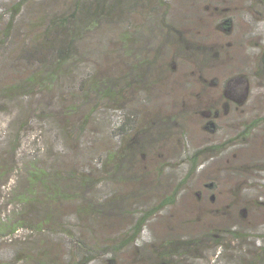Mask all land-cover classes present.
<instances>
[{
	"label": "rangeland",
	"instance_id": "374dc122",
	"mask_svg": "<svg viewBox=\"0 0 264 264\" xmlns=\"http://www.w3.org/2000/svg\"><path fill=\"white\" fill-rule=\"evenodd\" d=\"M164 1L161 23L164 8L145 0L155 17L147 25L160 22L171 35L148 27L135 33L152 64L137 85L117 83L113 99L88 80L113 87V76L128 70L133 58L119 54L115 39L126 22L88 33L75 59L57 62L48 43L60 37L45 29L74 0H0V264H38L42 248L68 264L258 257L264 0ZM32 167L59 175L67 194L47 200L29 181ZM19 194L29 199L20 202Z\"/></svg>",
	"mask_w": 264,
	"mask_h": 264
},
{
	"label": "trees",
	"instance_id": "16d2710c",
	"mask_svg": "<svg viewBox=\"0 0 264 264\" xmlns=\"http://www.w3.org/2000/svg\"><path fill=\"white\" fill-rule=\"evenodd\" d=\"M161 7L164 8L163 16L161 17V23H164L165 17L167 13L168 3L164 0H155ZM19 8V6L17 7ZM17 10V9H16ZM15 10V11H16ZM154 12L148 13L145 10V0H74V6L72 7L69 13H61L56 19H54L53 24L48 26L45 32H54L59 35L60 41L57 45L51 44L52 51L58 56L57 62L62 61L63 63L68 62L71 59H75L76 57V45L85 38L88 33L96 31L101 28L106 23L116 24L119 23L120 26L123 23H127L126 26L120 27L117 30V34L115 39L118 42L116 50H118L119 54L122 56H131L133 58L130 64H127L128 70L123 72V74H119L118 76H113V87L109 85V80H101L94 79L88 80V85L92 88V91L96 92V94L104 95L110 98H116L119 96V88L115 89V85L119 83L121 85V89L123 87L128 89L130 83L135 86L138 84L140 79L138 76H142L143 72L146 70V66L152 61L146 60V55L143 54L144 48L142 47L141 42H138L139 39L135 36V33L138 34L141 30L148 27L147 22L149 20H153ZM146 20L145 24H142V21ZM160 22H156V27H148L150 33L154 31L160 32L164 36L169 34L164 30L162 26L159 24ZM166 23V22H165ZM156 29V30H155ZM171 34L167 35L170 36ZM57 37V38H58ZM164 42V41H163ZM137 45L141 46V51L138 49ZM145 51V50H144ZM114 51L113 53H116ZM144 70V71H143ZM136 77V78H135ZM53 79V74L48 73V77L44 79L46 82ZM34 78L30 81H33ZM40 84H44L42 81ZM13 88H8L4 90V93L7 95L11 92ZM1 93V92H0ZM116 154L109 157L111 161ZM61 177L59 175H50L45 169H32L29 172V181L32 182L34 186L41 185L42 193L46 194L47 200L55 201L59 197L65 196L67 193L62 191V187L58 184V181ZM87 182V179H85ZM69 196V195H67ZM17 200L20 202H25L29 198L27 195L19 194L16 196ZM164 206L162 204L159 208ZM88 209L83 208L81 212H86ZM156 208L154 211H151L149 215H142L139 223L134 227V231L130 240L128 242H133L136 238L139 239V236L142 232V227L144 225V221L152 216L153 212L158 211ZM147 214V213H146ZM42 222V221H40ZM39 222V226L42 224H46V221L42 223ZM14 230V228L12 229ZM260 253L258 257L253 258L249 261V264H264V241L260 246ZM35 258H33L38 264H68V263H60L57 262L55 258H52L49 251L43 249L38 251ZM163 254L166 256L167 252L163 251ZM166 258V257H165Z\"/></svg>",
	"mask_w": 264,
	"mask_h": 264
}]
</instances>
